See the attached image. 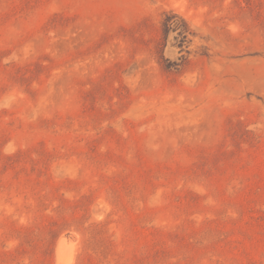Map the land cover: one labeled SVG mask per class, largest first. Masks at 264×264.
Segmentation results:
<instances>
[{"label": "rangeland", "instance_id": "1", "mask_svg": "<svg viewBox=\"0 0 264 264\" xmlns=\"http://www.w3.org/2000/svg\"><path fill=\"white\" fill-rule=\"evenodd\" d=\"M59 255L264 264V0H0V264Z\"/></svg>", "mask_w": 264, "mask_h": 264}, {"label": "bare ground", "instance_id": "2", "mask_svg": "<svg viewBox=\"0 0 264 264\" xmlns=\"http://www.w3.org/2000/svg\"><path fill=\"white\" fill-rule=\"evenodd\" d=\"M64 241H65V240L62 239V240L59 242V244H58V245H59L58 248H59L60 251H63V250L65 249ZM61 253H62V252H61ZM72 259H73V258H72ZM62 260H63V258L59 255V256H58V260H57V261H58V264H59V263H62Z\"/></svg>", "mask_w": 264, "mask_h": 264}, {"label": "trees", "instance_id": "3", "mask_svg": "<svg viewBox=\"0 0 264 264\" xmlns=\"http://www.w3.org/2000/svg\"><path fill=\"white\" fill-rule=\"evenodd\" d=\"M167 28H169L168 23H167ZM170 28H171V27H170ZM181 35H182V37H185V36H186V33H182Z\"/></svg>", "mask_w": 264, "mask_h": 264}]
</instances>
